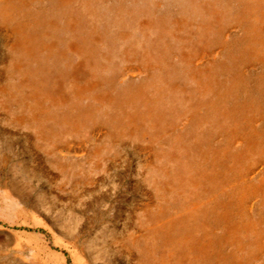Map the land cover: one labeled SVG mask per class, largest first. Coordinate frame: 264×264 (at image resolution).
I'll list each match as a JSON object with an SVG mask.
<instances>
[{
  "label": "bare ground",
  "instance_id": "obj_1",
  "mask_svg": "<svg viewBox=\"0 0 264 264\" xmlns=\"http://www.w3.org/2000/svg\"><path fill=\"white\" fill-rule=\"evenodd\" d=\"M33 1H42L45 27L33 29L40 19ZM218 1L206 2L221 14L214 26L189 27L177 13L164 34L171 40L163 37L160 47L155 23L134 13L142 3L0 0V141L21 143L23 170L53 179L62 197L67 184L57 178L66 173L71 193L88 196L114 183L116 170L138 169L119 224L83 244V261L264 264V8L254 9L264 0ZM130 15L136 18L120 30ZM152 18L166 25L155 12ZM137 24L143 40L133 37ZM61 32L76 62L48 64L38 51L54 47ZM86 32L98 34L88 42ZM119 39L117 53L105 50ZM52 66L58 71H48ZM108 68L119 72L120 86L110 88ZM182 69L184 78L175 73ZM55 73L67 82L57 83ZM190 76L197 80L189 85ZM33 86L39 89L30 94ZM49 86L65 92L51 95ZM182 97L180 112L173 100ZM69 215L64 234L76 241Z\"/></svg>",
  "mask_w": 264,
  "mask_h": 264
},
{
  "label": "rangeland",
  "instance_id": "obj_2",
  "mask_svg": "<svg viewBox=\"0 0 264 264\" xmlns=\"http://www.w3.org/2000/svg\"><path fill=\"white\" fill-rule=\"evenodd\" d=\"M208 1L215 5V2L218 0H195V2L191 0H105V6L112 3H116V6L120 5V7L130 3H142L141 10L134 13H139L138 17L141 15L144 20H150L151 23H155L158 34L154 40L158 42L160 47H163L165 42L162 41V38L164 34H166V30H168L170 18L175 17L177 13H180L188 20L187 24L189 27L195 24L203 26L211 24L214 26L215 23L218 22L221 14L218 16L213 6L206 4ZM220 1L221 2L218 1V3H223L224 5L230 2V0ZM41 2L42 1H33L30 8L33 10V16L35 14L36 17L40 18H35L39 23H36L33 29L45 27V23L48 20L46 12L38 9V7L40 8ZM186 4H188L191 9H189ZM143 5L149 7L145 12H142ZM45 6L46 3H44L41 8ZM260 8H264V5H257L254 9ZM248 9L249 3L246 4L243 10ZM153 12L157 14V18L161 19L163 17L166 25L159 19L152 18ZM168 13H170V15H168ZM134 18H136V15H130L124 21L120 22V30H124V27L130 25ZM138 20L141 21V19ZM157 25H159L158 28ZM106 26L104 22L100 24L101 29ZM137 28L138 31L133 33V37L136 40H143L139 32L140 24H137ZM104 32H107V30ZM96 34H98V32H90V34L86 32L84 36L86 40L90 42V37ZM58 35L54 47L46 48L47 51L43 53L38 51L41 58L46 55L49 56L48 64H54L55 59H57L55 64L62 63L60 59H62L64 63H69L67 60L70 58V52L69 50L65 52L66 45L63 38L64 33L61 32ZM2 39L3 36H0V54H2V46L4 45ZM163 39L170 41L171 37L165 36ZM122 41L123 40L119 39L104 43L105 50L112 47L113 53H117L120 50L119 47ZM69 61L75 63L76 56ZM117 61H120V57L117 58ZM110 62L113 63L112 60H110ZM70 69L71 66L68 65V70ZM48 71L55 72L58 70H56L55 66H52ZM106 71V77H110L109 79L111 81L110 88L120 86L119 72L116 70L111 71V68H108ZM182 71L183 73H181ZM182 71L175 73L180 74V78H184L187 71L185 69H182ZM59 74L62 73L59 72ZM86 74H88V72H86L84 76H86ZM77 75L82 76L79 73ZM173 75L174 73L170 74L169 83H167L166 86H162L166 91L169 89L167 85L172 82L171 77ZM57 78L63 80L61 75H56L55 73L54 79ZM193 80L197 79L190 76L189 85ZM59 82L60 80L57 79V83ZM63 82L67 81L64 79ZM177 83L176 81L175 84ZM188 83L185 87L188 86ZM36 89H39V86L30 88L29 93L34 94ZM47 90L51 95H62L65 92L63 86L59 88L49 86ZM187 93L188 90H186L184 94ZM172 98L173 97L169 99L172 100ZM182 100L183 97L178 100L176 98L173 100L176 109L180 112L184 111L180 107ZM131 116L128 118L130 119ZM1 122L0 120V124ZM144 122L145 121L142 119L136 124L140 125ZM84 135H88V133L84 131ZM68 138H70V141H73L72 139L78 140L76 136H68ZM94 142L95 138L91 136L89 138V143ZM62 152L64 154H73V152L66 150H62ZM26 159L21 143L18 140L8 145L0 141V264H30V262L33 264V261H36V264H123L122 261L116 258H107L106 261L104 259L102 261L97 260L92 263L88 260L83 261L80 251L81 247L88 239H92L104 229L119 224L122 212L130 205V198L134 196L132 179L134 175H137V167L131 164L132 166L130 165L125 170H116L118 174L114 177V183H110L109 186L106 183L107 185H103L106 189L102 186L101 189H99L100 191L95 193V195L88 196L79 195V192H77L76 195L71 193L73 181L69 173H66V177L57 178V184L62 182L66 183L68 194L58 197L53 187L55 186L53 179H45V176L39 175L38 171L35 170H33L32 175L29 176L28 171L23 170L24 161ZM16 171L20 173H16ZM38 177H42L43 179H39ZM112 187L113 189H111ZM109 189H111V192L108 191ZM67 195H72V197L69 199ZM69 213H73V220L77 223L76 241L66 237L64 234L67 230V225L70 223L71 215H69ZM142 226L143 231H146V224H142ZM143 249L146 252L149 251L147 246H143ZM56 255H59V258ZM163 259L164 255L160 253L159 260L162 261Z\"/></svg>",
  "mask_w": 264,
  "mask_h": 264
}]
</instances>
